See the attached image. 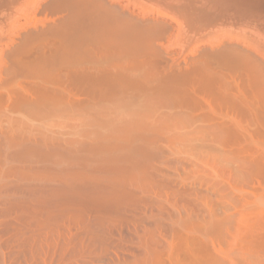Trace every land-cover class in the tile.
<instances>
[{
	"label": "bare ground",
	"instance_id": "1",
	"mask_svg": "<svg viewBox=\"0 0 264 264\" xmlns=\"http://www.w3.org/2000/svg\"><path fill=\"white\" fill-rule=\"evenodd\" d=\"M172 1L0 0V264H264V0Z\"/></svg>",
	"mask_w": 264,
	"mask_h": 264
},
{
	"label": "rangeland",
	"instance_id": "2",
	"mask_svg": "<svg viewBox=\"0 0 264 264\" xmlns=\"http://www.w3.org/2000/svg\"><path fill=\"white\" fill-rule=\"evenodd\" d=\"M121 1H122L123 3L125 2L126 5H128V8H129V9H133V11H134L135 13L138 14V12H140V13H141V14L139 13L140 16H142V14L145 15V16H146V14H148V15H149V16L147 15L148 17H151V16H152V17H153V16L155 17V15H158V13H159L158 11H159L160 9H161L163 12H164V10H166V13L168 12L167 14H169V12H171V13L173 12V14H176V10L174 11V9H175L176 6H178L177 4L180 3V2H178V1H172V0H169V1H166V0L164 1V0H163L164 2H163L162 0H152V1H150V0H124V1H123V0H121ZM135 1H136V2H135ZM149 1L151 2V4H150ZM155 1H156L157 3H156ZM158 1H159V2H158ZM160 1H161V2H160ZM37 2H38V1H37ZM39 2H40V3H36V4L33 3L34 9H35L38 5L40 6L41 1H39ZM128 2H129V3H128ZM145 2H146V3H145ZM152 2H153V4H152ZM165 2H166V3H165ZM167 2H168V3H167ZM173 2H174V3H173ZM125 3H124V4H125ZM34 4H35V5H34ZM143 4H144V5H143ZM135 5H136V6H135ZM167 5H168V6H167ZM175 5H176V6H175ZM180 5H181V3L179 4V6H180ZM31 6H32V5H31ZM138 6H139V7H138ZM153 6H154V7H153ZM160 6H161V7H160ZM147 7H148V8H147ZM162 7H163L164 10L162 9ZM165 7H166V8H165ZM173 7H174V8H173ZM32 8H33V7H32ZM37 8H38V9H37ZM37 8H36L35 10H36V11L38 10V11L40 12L41 8H39V7H37ZM142 8H143V9H142ZM153 8H154V9H153ZM34 9H33V12L31 13V16H30L31 19L29 20V21H31V22H30L31 25H30L29 23H27L25 19H24V20H23L22 18H19V19H18V18L16 17V19L14 18L15 21L18 19V20H20V23H19L18 20L14 23V21H13L14 19H13V20L11 19V22L13 21L14 24H17V25H18L17 28L15 27L16 25L14 26V24L12 25V23L8 22V23L10 24V25L8 24V26H9L10 28H7V27H8V26H6L7 24L4 23L5 25L3 24L2 29H3V27H4V29L9 30V31H10L11 33H13V35H14V34H15L14 32L17 33V32L19 31V28H20L21 25H23V24L25 25V27L23 26V28L31 27V26L33 27L32 24H33L34 22H35V23H34L35 25H36L37 23H39V25H41L43 22H45L47 19H49V18L52 16V15H49V16H50V17H49L48 14H47V16H46L47 11H44L43 9H42V12H40V13H39L38 11H37L38 13L35 11V12L37 13V14H35ZM39 9H40V10H39ZM135 9H136V10H135ZM167 9H168V10H167ZM157 10H158V11H157ZM161 10H160V13L162 12ZM144 12H145V13H144ZM163 12H162V13H163ZM33 13H34V15H33ZM164 13H165V12H164ZM171 13H170V14H171ZM139 14H138V15H139ZM173 14H171L170 16L168 15V17H166V16L163 17V16H162V18H163V19L166 18L167 20H166V19H164V20L170 22V24L173 23L172 25L175 26V28H176V24L178 23V22H177V18H179V16L176 14V15H175L176 20L174 21L173 19H175V18H172V15H173ZM165 15H166V14H165ZM32 17H33V18H32ZM43 17H44V18H43ZM173 17H174V15H173ZM168 18H169V19H168ZM44 19H46V20H44ZM171 19H172V20H171ZM179 19H180V18H179ZM35 20H36V21H35ZM9 21H10V20H9ZM40 21H41V22H40ZM171 21H172V23H171ZM180 21L182 22V20H179V24H180V26H181L182 29H183L181 33H182V34H183V32L186 33L185 30H184L185 28H183L184 25L182 26V23H180ZM18 23H19V24H18ZM40 23H41V24H40ZM26 24H27V25H26ZM28 24H29V26H28ZM177 26H178V24H177ZM11 27H12V28H11ZM14 27H15V28H14ZM220 27H221V26H220ZM225 27H229V28H225ZM225 27L222 26V28H220L221 31H222V30H223V32H224V31H227V33L230 31V32L233 33V34H234V32H235V34H236V33H237V34H238V33H241V35L243 34L242 36H244V34H246V35H248V37H249V36H250V37H251V36L253 37V35L255 34V32H257L255 29H254V30H255V31H254L252 28H251V29H252L254 32H253L251 29H249V31H248V28H241V27H238V29H237V28L235 29L236 26H235L234 28H233V27L231 28V26H225ZM218 28H219V26H217L216 28L213 29V30L217 31V33L214 32V33H210V35H207V37H208V36H209V37L211 36V38L208 37V38H209L208 42H210L211 45H210V44H208V45L212 46V43L215 45V44H217V42H219V40L221 39V37H222L223 34L220 32V33H221V35H220V33H219L220 29H218ZM239 28H240L241 30H240ZM216 29H217V30H216ZM234 29H235V31H234ZM242 29H245V30H242ZM246 29H247V30H246ZM218 30H219V31H218ZM0 31H2L1 28H0ZM246 31H247V32H246ZM230 32H229V33H230ZM249 32H250V33L252 32V33H251L252 35H251ZM0 33H1V32H0ZM225 33H226V32H224L223 38L226 37L225 35H227V37L230 36V37H235V38H236V36H237V34H236V36H233V34H227V33L225 34ZM257 33H258V32H257ZM257 33H256V37L260 38V37H259L260 35L257 34ZM182 34H181V35H182ZM211 34H212V35L214 34L215 36H216V34H217V35H220V38H219V36H216V38H217V37L219 38V39L217 38V39H218L217 42H216V38L214 37V35L212 36ZM174 35H175V36L177 35V36H176V39H174V38H175ZM174 35L171 36V39H170L171 41L169 40V43H170V42H171V43H170V44H169V43H166L165 45L167 46V49L169 50V52H170V51L172 52V53H171V52H170V53H171V57H172L173 60L183 61V55H182V54H183V51L181 50L182 48H180V47H181V44L183 45V43L180 42L181 39H180V40L178 39L179 36H180V34H179V35H178V34H174ZM184 35H185V34H184ZM184 35H183V37H185V38H182V39H184V40H182V42H183V41L186 42V36H187V33H186L185 36H184ZM228 35H229V36H228ZM238 35H240V34H238ZM246 35H245V36H246ZM257 35H259V36H257ZM207 37H205V38H207ZM212 37H214L215 39L213 38V40H211ZM237 37H238V36H237ZM254 37H255V35H254ZM180 38H181V37H180ZM239 38L242 39V37H239ZM246 38H247V36H246ZM172 39H173V41H172ZM244 39H245V38H244ZM174 40H176L177 42H178V40H179V42L181 43V44H180L179 42L177 43V46H179V44H180V47H177L178 49L176 48V44H175L176 41L174 42ZM214 40H215L216 43L214 42ZM212 41H213V42H212ZM208 42H207L206 39H205V43L207 44ZM168 44H169V45H168ZM4 45H5V42H4L3 44H2V42H1L0 47H2V46H4ZM170 45H172L174 49H172V48H171L172 46H170ZM174 45H175V47H174ZM169 46H170V47H169ZM204 46H206V47H210V46H207V45H204ZM179 48H180V49H179ZM171 49H172V50H171ZM175 49H176V50H175ZM174 50H175V51H174ZM177 50H178V51H177ZM173 52H174V53H173ZM177 52H178V53H177ZM181 52H182V54H181ZM179 53H180V54H179ZM172 54H173V55L175 54V55L173 56ZM173 57H174L175 59H174ZM241 184H242V183H241ZM255 216L258 217L257 215H255ZM256 217H255V220H254V217H251V219H253L252 221L256 222V219L259 220V217H258V218H256ZM249 218H250V217H249ZM249 218H248V220H247V221H248L247 224L252 223V222L250 221L251 219L249 220ZM254 222L252 223L253 225L255 224ZM257 223H258V221H257ZM261 235H262V234H261ZM259 236H260V234L258 235V237H259Z\"/></svg>",
	"mask_w": 264,
	"mask_h": 264
}]
</instances>
